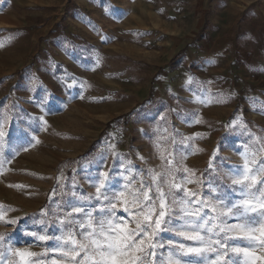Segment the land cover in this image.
<instances>
[{
	"label": "rangeland",
	"instance_id": "1",
	"mask_svg": "<svg viewBox=\"0 0 264 264\" xmlns=\"http://www.w3.org/2000/svg\"><path fill=\"white\" fill-rule=\"evenodd\" d=\"M0 42V205L6 219L24 218L0 222V233L18 246L52 245L20 230L72 199L73 180L77 195L94 193L88 176L101 154L102 170L115 167L112 151L159 169L155 142L166 137L203 198L209 181L230 185L245 147H264V0H0ZM205 90L208 102H195ZM47 220V234H59L51 212Z\"/></svg>",
	"mask_w": 264,
	"mask_h": 264
},
{
	"label": "snow or ice",
	"instance_id": "2",
	"mask_svg": "<svg viewBox=\"0 0 264 264\" xmlns=\"http://www.w3.org/2000/svg\"><path fill=\"white\" fill-rule=\"evenodd\" d=\"M70 79L68 89L76 85V79ZM37 83L33 77L30 90ZM186 83L192 85L193 77L188 76ZM206 93L202 99L194 92L195 102L207 103ZM46 102L45 95L38 98L37 106ZM36 119L42 121L43 117ZM3 120L0 116V156L4 152ZM193 122L200 123L198 119ZM241 127L246 125L241 122ZM161 139L166 137L158 136L155 142L159 169H138L112 151L117 157L115 167L102 170L107 154H101L88 176L94 193L77 195L73 180L72 199L53 201L20 230L22 235L52 241V245L36 252L13 244L9 234L0 233V264H264V160L259 158L264 147L259 151L245 147L240 153L242 164L231 166L226 173L230 185L209 181L202 198L200 191L186 187L196 183L199 188L203 183L195 178V170L184 165L186 156L177 159L180 149L167 150ZM252 139L260 140L254 134ZM109 149L114 150L115 145ZM8 210L0 205V222L17 225L24 219H6ZM50 212L59 234H47ZM36 224L43 227L37 231Z\"/></svg>",
	"mask_w": 264,
	"mask_h": 264
}]
</instances>
